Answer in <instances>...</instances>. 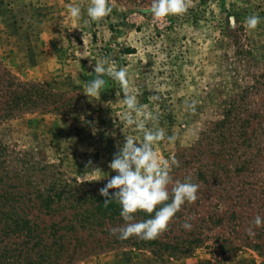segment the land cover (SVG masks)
<instances>
[{"label": "rangeland", "instance_id": "1", "mask_svg": "<svg viewBox=\"0 0 264 264\" xmlns=\"http://www.w3.org/2000/svg\"><path fill=\"white\" fill-rule=\"evenodd\" d=\"M89 4L0 0V65L22 82L61 95L48 107L0 120V142L12 155L52 164L63 180L106 184L116 175L108 164L117 143L128 135L142 140L123 119L118 83L105 76L99 97L85 95L86 82L96 77L93 67L106 58V66L115 61L117 69L128 68L131 90L154 117L147 126L177 137L155 146L162 160L179 161L170 172V194L175 182L187 177L201 188H217L198 206L207 214L208 203L219 200L223 187H258L257 204L236 207L243 215L238 227L243 238L257 215L264 218V181H259L264 176V0H192L185 15L160 22L148 11L151 0H109L112 13L100 22L87 16ZM68 5L81 6L78 21ZM253 12L261 22L250 31L244 20ZM193 100L195 114L185 107ZM94 168L102 172H91ZM198 169L208 174L198 177ZM230 230L225 217L205 230L210 236L203 244L184 254L121 245L72 264H264V235L257 238L258 230L252 244L219 252L215 246L221 242H237Z\"/></svg>", "mask_w": 264, "mask_h": 264}, {"label": "trees", "instance_id": "2", "mask_svg": "<svg viewBox=\"0 0 264 264\" xmlns=\"http://www.w3.org/2000/svg\"><path fill=\"white\" fill-rule=\"evenodd\" d=\"M60 96L42 84L18 80L0 65V120L24 110L48 107ZM196 173L198 177L208 174L204 169ZM60 174L52 164L8 153L0 142V264H72L83 256L121 245L150 248L156 254H184L203 244L210 236L205 230L222 224L225 217L237 242L227 239L232 243L228 246L221 242L215 246L219 252L227 251L226 247L235 249L253 243L247 230L243 238L238 235L243 215L236 207H252L261 200L255 184L247 188L223 187L219 200L208 203L207 214L198 206L218 189L199 186L197 201L186 202L159 238L145 241L133 236L120 240L119 233L113 235L112 229L127 222L121 217L116 201L104 206L99 189L105 184L95 180L66 181ZM259 181L263 182L264 176ZM114 191L110 190V194ZM206 191L211 193L206 195ZM149 218L148 214L138 212L133 222ZM185 220L192 225L191 230L182 227ZM249 227L253 232L258 230L257 238L264 235V226L258 229L251 222Z\"/></svg>", "mask_w": 264, "mask_h": 264}, {"label": "clouds", "instance_id": "3", "mask_svg": "<svg viewBox=\"0 0 264 264\" xmlns=\"http://www.w3.org/2000/svg\"><path fill=\"white\" fill-rule=\"evenodd\" d=\"M190 6L192 0H151L148 11L154 21L160 22L169 16L185 15ZM86 12L91 21L100 22L112 13V6L109 0H90ZM68 13L72 19L78 21L82 15L81 6L68 5ZM260 22L261 17L256 12L244 20L246 28L250 31L256 30ZM106 65L107 58L93 67L96 77L86 82L85 95L99 97L106 85L105 76L118 83L123 93L121 102L126 108L123 119L129 128L142 133V140L138 143L134 136L128 135L124 136L122 144L117 143V151L108 164L116 175L106 178L107 183L99 189V194L104 197L105 207L116 201L121 208V217L127 222L119 229H112L113 235L118 232L120 240H127L133 236L145 241L155 240L168 230L173 218L186 202L192 204L197 201L199 185L193 183L191 177H187L184 182L176 181L170 197L168 187L172 183L170 172L173 166L179 167V161L175 157L171 161L162 160L155 146L165 140L174 143L177 137L167 136L165 130L158 126L151 128L147 126V121L154 117L146 111L148 106L140 104L137 94L131 90L128 68L124 66L117 69L114 66L115 61H112V66ZM120 95L121 92L116 93L117 97ZM196 104L194 100L186 102V110L195 114ZM95 131L93 126V132ZM91 164L89 161L86 167ZM94 171L102 172L99 168H94L91 172ZM110 190L115 191L110 194ZM138 212H144L151 218L133 222ZM252 223L260 227L264 225V218L257 215ZM182 227L191 230L192 225L185 220ZM247 231L249 236L255 235L252 228Z\"/></svg>", "mask_w": 264, "mask_h": 264}]
</instances>
